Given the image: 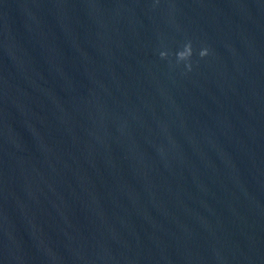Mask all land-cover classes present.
<instances>
[{
	"label": "water",
	"instance_id": "95a60500",
	"mask_svg": "<svg viewBox=\"0 0 264 264\" xmlns=\"http://www.w3.org/2000/svg\"><path fill=\"white\" fill-rule=\"evenodd\" d=\"M0 264H264V0H0Z\"/></svg>",
	"mask_w": 264,
	"mask_h": 264
},
{
	"label": "clouds",
	"instance_id": "9594fccd",
	"mask_svg": "<svg viewBox=\"0 0 264 264\" xmlns=\"http://www.w3.org/2000/svg\"><path fill=\"white\" fill-rule=\"evenodd\" d=\"M210 53V49L208 47H203L201 48L199 55L200 57H206L208 56ZM194 54V49H193V44L192 41L189 40L187 41L183 47L181 49H179L176 53H175V57H176V62L177 63H181L183 62L185 64V67L187 70H191L192 69V57ZM169 55L167 50L161 51L160 52V56L161 58H167Z\"/></svg>",
	"mask_w": 264,
	"mask_h": 264
}]
</instances>
